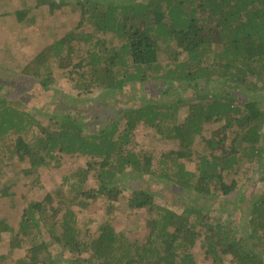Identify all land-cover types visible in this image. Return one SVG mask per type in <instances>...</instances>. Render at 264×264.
Listing matches in <instances>:
<instances>
[{"label":"trees","instance_id":"obj_1","mask_svg":"<svg viewBox=\"0 0 264 264\" xmlns=\"http://www.w3.org/2000/svg\"><path fill=\"white\" fill-rule=\"evenodd\" d=\"M41 3L52 11L70 4L72 10L80 12L79 26L90 24L92 28L86 33L78 32L77 25L22 67L21 74L40 80L44 90L55 84L51 64L59 60L62 68L71 66L70 71L77 74L78 87L86 93L99 86L113 93L122 91L126 82L140 81L148 86L160 80L169 84L170 90L186 86L193 95L171 104L176 109L181 104L188 107L185 119L173 125H163L159 120L162 108L154 103L156 92L152 90V98L146 103L125 107L129 127L118 136L116 123L107 131L90 133L80 118L81 110H77V117L61 112V117L55 116L48 126L40 125L42 135L36 144L19 134L12 154L29 161L27 172H36L42 165H58L63 156L75 160L90 155L93 159L87 162V168L75 173L81 174L84 184L93 171L101 185L85 190L79 184L69 192L64 185L55 187L25 209L17 229L6 217L0 218V241L3 233L12 232L13 248L22 247L33 231L41 239L18 264H58L44 238V221L39 219L46 204L55 214L65 211L62 231L55 226L49 231L54 242L73 252L70 264H202L193 251L199 241L203 255L212 264H264V188L249 197L236 196L226 221L220 208L196 203L206 199L212 204L219 198L222 207L228 206V199L239 187L236 175L250 167L246 163L256 168L257 185L264 183V0ZM18 13L20 19L25 17L23 9ZM163 46L170 49L173 57L166 66L160 64ZM183 55L186 56L181 60ZM205 83L213 90L205 89ZM238 87L247 95L245 98L233 94ZM137 119L155 127L163 137L176 140L179 147L157 156L153 150L139 152L136 144L130 146L134 140L130 131ZM25 120L11 105L0 108L1 132L16 125L26 129L32 122ZM210 122L219 126L205 133V125ZM2 154L0 169L5 161ZM191 161L194 167L188 168ZM157 162L166 166L161 177L173 180L184 191L180 197L187 206L182 212L154 206L153 191L134 190L130 199L133 205L159 210L158 216L147 214L143 236H131L127 229L116 231L111 223H104L97 236L79 238L74 206L87 207L90 199L98 195L117 198L125 170L130 168L133 173L125 176L128 179L152 176L156 175ZM167 162L172 163L171 170ZM246 185L247 182L242 186ZM0 191L1 196L11 199L15 195L8 184ZM238 212L244 217L237 216ZM84 253L89 256L85 258ZM3 259L0 255V263Z\"/></svg>","mask_w":264,"mask_h":264},{"label":"rangeland","instance_id":"obj_2","mask_svg":"<svg viewBox=\"0 0 264 264\" xmlns=\"http://www.w3.org/2000/svg\"><path fill=\"white\" fill-rule=\"evenodd\" d=\"M21 9L25 12L23 19L19 18L18 13ZM79 23L80 12L78 9L72 10L70 4L52 11L47 4H42L41 0H0V108L11 105L17 108L19 115L23 114L25 121L31 120L30 122H32L31 125L26 122L29 126L26 129H21L16 125L11 129L0 131V152L3 153L2 156L5 159L2 169H0V189L8 184L11 186V191L15 193L13 199L0 195V218L6 217L15 229L19 228L25 209L33 202L42 200L55 187L64 185L69 192L78 188L79 184L82 185L81 174L76 175L75 172L87 168V162L93 159L90 155L81 156L75 160L63 156L58 165H42L36 172H27L31 166L29 161H21L16 154H12L15 140L19 134H23L27 140L36 144L42 135L40 125L48 126L55 116L61 117V112H70L77 117V110H81L80 118L88 126L90 133L97 134L107 131L116 123L118 130L115 135L118 136L125 133L129 127V115L125 113V107L130 105L138 107L146 103L151 97L152 90L156 92L154 103L162 108L159 120L163 125L168 126L182 122L188 115V107L185 104H181L178 109L170 107L171 104L176 103L178 98L193 95V90L187 91L186 86L182 89L178 85L175 90H170L168 89L169 84H163L160 80H153L148 86L142 85L138 81L137 83L126 82L122 91L110 93L109 90L99 86L86 93L78 87L77 74L70 71L71 66L62 68L59 65V60H54L51 64L55 84H52L49 89L44 90L40 80L30 79L21 74L22 67L33 56L46 45L57 41L71 29L79 26ZM91 29V25L87 24L86 27L79 26L76 31L81 32L82 30L86 33ZM110 37L109 35L108 39ZM117 42V39L114 40V43ZM171 53L170 49L163 46L160 53L161 65L166 66L172 62ZM185 56L183 55L181 60ZM185 84L189 86L188 82ZM203 85L205 89L213 90L209 83ZM152 86H155L156 90ZM233 87L235 88L234 85ZM238 88L234 90L231 88L233 94L237 93L238 97L245 98L247 95ZM221 90L224 89L220 88L219 91ZM167 104L169 105L167 106ZM135 121V126L130 131L131 138L134 139L130 146L133 147L136 144V149L139 152L153 150L157 156L161 152L167 153L170 149L179 147L176 140L158 134L156 128L147 125L143 119ZM218 126L219 123H208L205 125V133ZM167 163V168L171 170L172 163ZM193 164L194 162L191 161L189 164L187 163V167L193 168ZM156 166L158 168L156 175L142 178L138 176L128 179L125 176L133 173L130 168L125 170L124 176H121L120 179L121 192L117 198L98 195L95 199H90L87 207L74 206L75 215L73 217L79 229V238L89 240L91 237L97 236L100 226L104 223H111L116 231L127 229L131 236H143L147 230L145 224L147 214L152 213L153 216H158L159 210L152 207L150 210L145 207L138 208L133 205L130 199L134 190L153 191L156 193L154 206H162L178 213L182 212L187 206L186 200L180 197L182 188L173 180L161 177V172L166 169L164 163L157 162ZM245 166L250 167L242 169L239 175H236L239 187L231 195L232 199H230L231 197L230 200L228 199L230 201L228 206L222 207L219 198L212 204H209L206 199L196 203L211 209L220 208L223 220H228L229 211L235 206L236 200L233 201V199L236 196L238 198L241 195L249 197L264 188V183L257 185L259 179L256 168H253L254 165L246 163ZM246 182L247 185L242 186ZM99 185L101 183L92 171L82 187L85 190H90L97 189ZM64 213L65 211L62 209L55 214L46 204L42 218H39L40 222L41 219L44 221L42 224L44 238L49 243L54 260L58 264H70L69 260L73 257V252L65 251L61 244L51 239L49 231L51 226L60 228L62 231ZM237 216L244 217L242 212H238ZM237 225H239L238 221ZM36 233L33 231L30 239L23 240V246L19 248H13L11 245L14 235L12 232L3 233L0 241V255H3L4 259L0 264H18L19 259H25L30 252L29 248L35 242L40 243L41 239L35 237ZM199 243L200 241L193 249L197 261L202 264H212V261L203 255ZM88 256L89 253H84L85 258Z\"/></svg>","mask_w":264,"mask_h":264}]
</instances>
